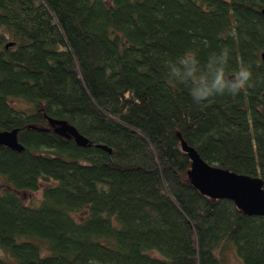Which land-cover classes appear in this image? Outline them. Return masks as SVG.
I'll return each instance as SVG.
<instances>
[{
	"label": "trees",
	"instance_id": "trees-1",
	"mask_svg": "<svg viewBox=\"0 0 264 264\" xmlns=\"http://www.w3.org/2000/svg\"><path fill=\"white\" fill-rule=\"evenodd\" d=\"M262 10L264 0H0V131L16 129L23 146L0 145V264H221L228 246L241 264H264V215L191 186L179 145L264 189ZM242 66L250 86L194 100L201 80ZM46 118L88 145L44 130ZM21 191H38L37 203Z\"/></svg>",
	"mask_w": 264,
	"mask_h": 264
},
{
	"label": "water",
	"instance_id": "water-1",
	"mask_svg": "<svg viewBox=\"0 0 264 264\" xmlns=\"http://www.w3.org/2000/svg\"><path fill=\"white\" fill-rule=\"evenodd\" d=\"M261 12L264 14V10ZM259 56L264 61V46ZM234 76V74H229L227 79L231 80ZM46 121L49 126L43 128L44 130L50 129L60 137L70 138L76 146L88 145L87 138L66 120L46 118ZM16 131V129L0 131V145L16 152L21 151L23 146L16 139ZM179 145L189 159L186 175L191 186L211 199L232 201L234 206L245 215H264V189L260 178L238 174L208 164L183 139L179 140Z\"/></svg>",
	"mask_w": 264,
	"mask_h": 264
},
{
	"label": "clouds",
	"instance_id": "clouds-1",
	"mask_svg": "<svg viewBox=\"0 0 264 264\" xmlns=\"http://www.w3.org/2000/svg\"><path fill=\"white\" fill-rule=\"evenodd\" d=\"M225 57L227 53H224ZM251 71L247 67H241L235 76L231 79H225L223 69H218L213 79L201 80L198 86H196L191 94L195 101L201 102L207 100L216 94H224L225 91L235 95L239 91L243 90L248 85L251 79Z\"/></svg>",
	"mask_w": 264,
	"mask_h": 264
},
{
	"label": "rangeland",
	"instance_id": "rangeland-1",
	"mask_svg": "<svg viewBox=\"0 0 264 264\" xmlns=\"http://www.w3.org/2000/svg\"><path fill=\"white\" fill-rule=\"evenodd\" d=\"M15 104H18L17 102L20 101H13ZM21 103V102H20ZM23 105H26L22 103ZM49 125L46 123L45 127H48ZM19 197L25 204H35L37 203L39 193L37 192H31V191H21L18 192ZM233 248V246H231ZM230 246H228L222 253L219 254V258L221 260V264H241L240 258L236 255L234 248L232 249ZM0 257H4L3 251L0 249Z\"/></svg>",
	"mask_w": 264,
	"mask_h": 264
}]
</instances>
